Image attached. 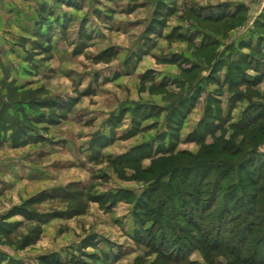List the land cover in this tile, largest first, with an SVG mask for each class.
Segmentation results:
<instances>
[{"label": "rangeland", "instance_id": "obj_1", "mask_svg": "<svg viewBox=\"0 0 264 264\" xmlns=\"http://www.w3.org/2000/svg\"><path fill=\"white\" fill-rule=\"evenodd\" d=\"M0 17V264H264V0Z\"/></svg>", "mask_w": 264, "mask_h": 264}, {"label": "crops", "instance_id": "obj_2", "mask_svg": "<svg viewBox=\"0 0 264 264\" xmlns=\"http://www.w3.org/2000/svg\"><path fill=\"white\" fill-rule=\"evenodd\" d=\"M0 19H2V17H0Z\"/></svg>", "mask_w": 264, "mask_h": 264}]
</instances>
